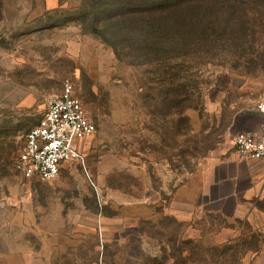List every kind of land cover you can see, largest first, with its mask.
Masks as SVG:
<instances>
[{"label": "rangeland", "instance_id": "1", "mask_svg": "<svg viewBox=\"0 0 264 264\" xmlns=\"http://www.w3.org/2000/svg\"><path fill=\"white\" fill-rule=\"evenodd\" d=\"M120 4L0 0V264H264V219L180 221L171 193L264 98V0H216L196 39L139 33ZM67 79L95 132L57 178L25 179L16 159Z\"/></svg>", "mask_w": 264, "mask_h": 264}, {"label": "crops", "instance_id": "2", "mask_svg": "<svg viewBox=\"0 0 264 264\" xmlns=\"http://www.w3.org/2000/svg\"><path fill=\"white\" fill-rule=\"evenodd\" d=\"M258 101H248L234 112L225 146L210 153L188 182L178 179L172 197L178 204L191 205V216L180 221L193 219L199 209L229 219L240 217L245 209L242 214L249 219H264V161L242 156L233 143L240 131L260 132L264 116L256 110Z\"/></svg>", "mask_w": 264, "mask_h": 264}, {"label": "built area", "instance_id": "3", "mask_svg": "<svg viewBox=\"0 0 264 264\" xmlns=\"http://www.w3.org/2000/svg\"><path fill=\"white\" fill-rule=\"evenodd\" d=\"M256 110L264 116V98L257 102ZM94 132L87 109L75 95L72 81L67 79L61 94L50 99L41 124L28 132L15 169L28 180L55 179L68 161L83 159L75 140L81 144ZM233 143L242 156L264 161V124L258 133H236Z\"/></svg>", "mask_w": 264, "mask_h": 264}, {"label": "trees", "instance_id": "4", "mask_svg": "<svg viewBox=\"0 0 264 264\" xmlns=\"http://www.w3.org/2000/svg\"><path fill=\"white\" fill-rule=\"evenodd\" d=\"M115 17L131 20L141 33L145 28L152 35L164 34L170 39H196L202 11L212 14L216 0H120ZM215 27V28H214ZM216 25L203 28L210 36ZM225 30V29H224Z\"/></svg>", "mask_w": 264, "mask_h": 264}, {"label": "water", "instance_id": "5", "mask_svg": "<svg viewBox=\"0 0 264 264\" xmlns=\"http://www.w3.org/2000/svg\"><path fill=\"white\" fill-rule=\"evenodd\" d=\"M249 132V131H248Z\"/></svg>", "mask_w": 264, "mask_h": 264}]
</instances>
